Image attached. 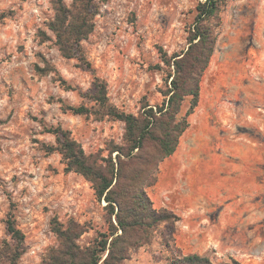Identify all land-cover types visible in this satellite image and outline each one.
Listing matches in <instances>:
<instances>
[{"label":"rangeland","instance_id":"obj_1","mask_svg":"<svg viewBox=\"0 0 264 264\" xmlns=\"http://www.w3.org/2000/svg\"><path fill=\"white\" fill-rule=\"evenodd\" d=\"M80 2L0 0V264H54L63 251L61 232L76 225L82 231L76 243L100 249L111 228L107 201L84 174L67 169L54 129L68 131L100 163L125 145L126 122L108 115L107 105L135 116L163 105L182 56L176 55L189 48L199 0H86L93 30L67 57L49 24L57 9ZM225 4L199 103L220 129L230 119L249 121L245 112L252 109L264 120V0ZM191 101L185 97L178 117ZM154 185L147 190L158 199ZM10 221L23 240L14 238ZM163 231L135 233L148 242L130 249L121 264H177L184 253L176 238L166 245ZM248 252L209 247L201 255L216 264L232 257L264 264V254Z\"/></svg>","mask_w":264,"mask_h":264},{"label":"trees","instance_id":"obj_2","mask_svg":"<svg viewBox=\"0 0 264 264\" xmlns=\"http://www.w3.org/2000/svg\"><path fill=\"white\" fill-rule=\"evenodd\" d=\"M80 1L72 10L57 9L55 19L49 24L60 50L67 57L75 56L72 51L80 49L81 40L93 30L88 3ZM225 5V0H199L189 48L176 55L182 56L174 61L175 72L170 73L172 87L165 93L163 105L157 110L149 108L141 116L107 105L108 115L126 122V144L113 148L109 157L101 159L103 163L93 154H87L68 131L54 129L67 169L81 172L93 182L98 198L107 201L112 216L110 232L104 234L100 249L97 246L83 248L76 243V237L82 232L77 231V225L62 231L63 251L60 257H55L54 264H121L130 249L148 242L149 238L135 233L147 235L148 231L158 228H164L167 246L175 242L180 216L167 207H156L147 188L157 183L161 162L178 149L181 136L190 126L189 117L199 106L201 79L215 51ZM186 96H192L191 105L184 116L178 117ZM98 97L104 101L105 92ZM72 108L78 113L89 112L85 107ZM114 152H117L115 158ZM9 230L15 239L23 240L22 232L11 221ZM104 251L108 252L103 258L100 252ZM12 259L15 258L12 256ZM174 262L216 264L209 256L198 253L179 254ZM219 264L243 263L232 257Z\"/></svg>","mask_w":264,"mask_h":264},{"label":"crops","instance_id":"obj_3","mask_svg":"<svg viewBox=\"0 0 264 264\" xmlns=\"http://www.w3.org/2000/svg\"><path fill=\"white\" fill-rule=\"evenodd\" d=\"M245 115L249 121L230 119L220 129L198 106L160 164L159 198L151 197L180 216L175 238L184 254L209 247L264 254V120L255 109Z\"/></svg>","mask_w":264,"mask_h":264}]
</instances>
